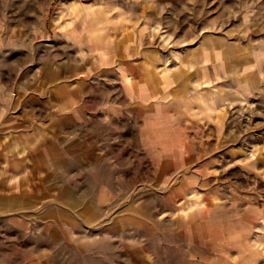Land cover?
I'll return each mask as SVG.
<instances>
[{
  "label": "rangeland",
  "instance_id": "rangeland-1",
  "mask_svg": "<svg viewBox=\"0 0 264 264\" xmlns=\"http://www.w3.org/2000/svg\"><path fill=\"white\" fill-rule=\"evenodd\" d=\"M0 264H264V0H0Z\"/></svg>",
  "mask_w": 264,
  "mask_h": 264
}]
</instances>
